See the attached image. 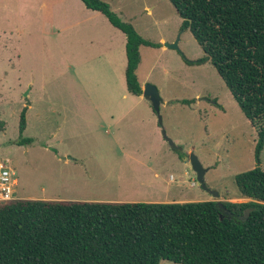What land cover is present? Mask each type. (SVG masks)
<instances>
[{"label": "rangeland", "instance_id": "1", "mask_svg": "<svg viewBox=\"0 0 264 264\" xmlns=\"http://www.w3.org/2000/svg\"><path fill=\"white\" fill-rule=\"evenodd\" d=\"M41 1L0 0V157L16 172L15 199L249 200L235 176L264 167V149L260 160L255 156L259 126L210 61L187 62L204 51L181 28L170 0H104L144 38L162 44L140 47L137 75L143 88L159 89L163 124L146 98L127 89L122 30L82 0ZM178 36L179 49L164 45ZM25 106L23 136L33 141L18 144ZM192 153L218 197L197 181Z\"/></svg>", "mask_w": 264, "mask_h": 264}, {"label": "trees", "instance_id": "2", "mask_svg": "<svg viewBox=\"0 0 264 264\" xmlns=\"http://www.w3.org/2000/svg\"><path fill=\"white\" fill-rule=\"evenodd\" d=\"M127 37L128 91L140 96V47H160L120 19L104 0H82ZM245 116L259 126L256 159L264 149V0H170ZM192 103L194 99H182ZM27 107L20 114L18 144ZM244 202L215 200L90 201L17 198L0 202V264H264V167L236 174ZM250 210L248 217H239Z\"/></svg>", "mask_w": 264, "mask_h": 264}, {"label": "water", "instance_id": "3", "mask_svg": "<svg viewBox=\"0 0 264 264\" xmlns=\"http://www.w3.org/2000/svg\"><path fill=\"white\" fill-rule=\"evenodd\" d=\"M179 38H180V36H178V38L173 42H165L164 45L167 47H170V48L179 49V45H178ZM142 95L144 98H146L150 102L153 109L158 114L159 123L163 124V117L160 114V106H161V104L164 103V100L162 99L161 94H160L157 86H155L153 84H146L143 88V94ZM162 133H163V136L170 142V144L173 145L174 144L173 141L169 137H167V134H166L164 129L162 130ZM173 147H175V146L173 145ZM190 163H191V167L193 168V170L197 174L196 175L197 181L199 182L201 187L203 189L207 190L213 196L218 197L219 192H217L216 190L210 189L205 182V174H206L208 169L203 166V164L199 160L198 156L195 155L194 153H192L190 156ZM215 201L217 202V205L219 206V208L221 210V214H222L221 217L223 218V215H226L227 217H231V215H228L229 209H227L224 202L222 200H215ZM249 213H250V210H246L245 213L243 215H241L239 218L241 220H244L248 217Z\"/></svg>", "mask_w": 264, "mask_h": 264}, {"label": "built area", "instance_id": "4", "mask_svg": "<svg viewBox=\"0 0 264 264\" xmlns=\"http://www.w3.org/2000/svg\"><path fill=\"white\" fill-rule=\"evenodd\" d=\"M16 184V172L11 164V160L0 157V202L16 198L14 194Z\"/></svg>", "mask_w": 264, "mask_h": 264}, {"label": "crops", "instance_id": "5", "mask_svg": "<svg viewBox=\"0 0 264 264\" xmlns=\"http://www.w3.org/2000/svg\"><path fill=\"white\" fill-rule=\"evenodd\" d=\"M65 2L67 3L68 2V0H65ZM83 2V1H82ZM84 3V2H83ZM41 4L42 5H45V4H47V1H45V0H42L41 1ZM85 5V4H84ZM86 6V5H85ZM95 11H97V10H95ZM101 13V12H100ZM62 17H63V19H64V16L62 15ZM69 17H70V15H69V13L67 12V16H66V19L65 20H67V24H68V22H69ZM106 17V16H105ZM107 18V17H106ZM108 19V18H107ZM110 22V21H109ZM111 23V22H110ZM113 25V24H112ZM114 26V25H113ZM115 27V26H114ZM135 27V26H134ZM117 28V27H116ZM119 29V28H118ZM123 32V31H122ZM124 33V32H123ZM125 34V33H124ZM125 36H126V34H125ZM126 41H127V37H126ZM125 47H126V43H125ZM163 47H165V46H163ZM126 65H127V63H126ZM125 69H126V67H125ZM126 77V76H125ZM142 85V84H141ZM142 87H143V85H142ZM141 97H143V95H140ZM155 174L156 175H159V173L156 171L155 172ZM145 201H151V200H145Z\"/></svg>", "mask_w": 264, "mask_h": 264}]
</instances>
